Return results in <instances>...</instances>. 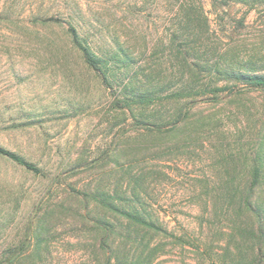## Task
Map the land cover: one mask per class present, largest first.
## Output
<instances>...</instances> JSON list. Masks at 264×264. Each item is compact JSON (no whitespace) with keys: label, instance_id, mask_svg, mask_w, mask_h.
Segmentation results:
<instances>
[{"label":"rangeland","instance_id":"1","mask_svg":"<svg viewBox=\"0 0 264 264\" xmlns=\"http://www.w3.org/2000/svg\"><path fill=\"white\" fill-rule=\"evenodd\" d=\"M174 3L0 0V147L43 172L0 155V258L6 251L13 264H125L142 252L150 264L253 258L244 231L254 220L239 217L232 196L247 187L264 138V92L202 73L194 95L175 96L192 74L170 43ZM202 4L208 59L229 50L264 69V6ZM70 25L99 57L130 50L132 62L120 53L108 61L104 84L73 45ZM127 82L155 99L126 108L135 94L125 92ZM227 85L235 88L218 91ZM179 112L187 119L173 127ZM102 199L163 231L131 224Z\"/></svg>","mask_w":264,"mask_h":264},{"label":"trees","instance_id":"2","mask_svg":"<svg viewBox=\"0 0 264 264\" xmlns=\"http://www.w3.org/2000/svg\"><path fill=\"white\" fill-rule=\"evenodd\" d=\"M218 1L225 4H229V2L239 3L248 6L249 10H256L264 6V0ZM171 24L173 33L171 34L170 43L174 48L175 58L185 64L192 74V77L186 80L185 85L177 88L175 96H183L184 94L194 95L197 92L199 75L202 73L206 76L216 75L225 82L235 81L238 84L264 92L263 67L250 62L244 64L238 56L230 55L229 50L218 53L214 62L208 59L209 54L207 52H210V50L206 52L204 48L205 42L209 38L210 25L202 0H175L172 8ZM199 28L202 29L198 30ZM69 32L72 35L73 45L82 53L85 63L100 76L106 85L109 82L108 61L118 62L120 53L124 57V62H132L130 50H120L119 53H113L112 55L105 53L99 57L93 50L88 38L81 37L76 28L71 25L69 26ZM233 88L235 87L227 85L218 89V91H228L233 90ZM124 90L125 92L131 91L135 93L126 98V108H130L134 104H149L155 99V92H137L132 82H127L124 85ZM187 104H190V102ZM186 119L187 112H179L170 125L176 127ZM147 125L143 121V126L147 128ZM153 128L162 131L165 127L157 126ZM0 155L36 175L43 174L38 166L14 152L0 147ZM232 197L238 207L239 217L248 216L254 220L253 224L244 233L253 240L254 245L252 249L255 251V254L251 259L241 257L237 259V262L238 264H262L261 255L264 250V138L257 139L256 152L250 159V173L247 187L238 189ZM101 204L107 210L119 213L133 225H139L154 231H163L162 227L149 219H145L138 211L121 209L108 199H102ZM15 258L12 251H6L1 255L0 264H13ZM150 259V255L142 252L138 257L130 259L125 264H150Z\"/></svg>","mask_w":264,"mask_h":264}]
</instances>
